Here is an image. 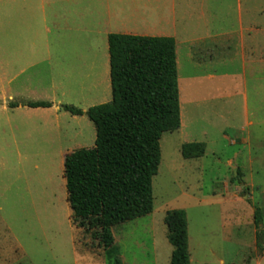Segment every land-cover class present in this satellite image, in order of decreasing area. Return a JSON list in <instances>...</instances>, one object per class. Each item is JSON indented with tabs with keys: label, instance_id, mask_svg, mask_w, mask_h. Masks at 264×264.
Masks as SVG:
<instances>
[{
	"label": "rangeland",
	"instance_id": "374dc122",
	"mask_svg": "<svg viewBox=\"0 0 264 264\" xmlns=\"http://www.w3.org/2000/svg\"><path fill=\"white\" fill-rule=\"evenodd\" d=\"M235 2L229 25L236 36L243 32L246 46L264 44V0ZM213 9L221 15L226 8ZM79 13L68 0H0V264H109L90 234L73 224L63 174V155L92 148L95 128L86 115L61 107L87 110L111 100L104 32L116 33V25ZM235 46H228L236 56L229 68H238ZM246 94L252 125L241 130L234 119L226 130L246 143L219 140L214 155L184 159L181 145L198 139L201 124L162 134L152 213L111 229L122 264H170L166 222L174 210L185 216L189 264H264V75L248 77ZM29 102L51 107L32 110ZM62 128L75 139L61 143Z\"/></svg>",
	"mask_w": 264,
	"mask_h": 264
},
{
	"label": "trees",
	"instance_id": "16d2710c",
	"mask_svg": "<svg viewBox=\"0 0 264 264\" xmlns=\"http://www.w3.org/2000/svg\"><path fill=\"white\" fill-rule=\"evenodd\" d=\"M107 45L111 100L86 111L62 106L71 115H86L95 128L94 146L69 153L63 174L73 224L90 234L109 264H122L111 229L152 213L159 141L164 132L180 127L179 89L173 38L111 33ZM26 106L49 108L51 103ZM204 152L205 145L199 142L180 148L184 159L202 157ZM166 223L174 245L170 264H189L184 213L171 211ZM253 223L257 228L262 225L258 208Z\"/></svg>",
	"mask_w": 264,
	"mask_h": 264
},
{
	"label": "crops",
	"instance_id": "0c3cea01",
	"mask_svg": "<svg viewBox=\"0 0 264 264\" xmlns=\"http://www.w3.org/2000/svg\"><path fill=\"white\" fill-rule=\"evenodd\" d=\"M235 1L84 0L83 4H80L78 0H68V5L73 7L76 13L80 11L100 16L103 23L114 22L116 34L171 37L175 40L180 129L186 130L193 121L201 124L203 130L198 134V139H186L185 143H203L205 156L214 155L212 145L219 140L228 142L229 146L240 141L247 142L246 139L240 140L238 137L233 139L226 130L234 128V119L242 121L239 127L241 130L252 125L247 105V79L249 77L253 81L260 80L264 75V44L251 40L246 46L243 32L237 37L233 26L229 25L230 17L234 20L230 13L233 12ZM237 4L240 6L239 0ZM220 5L226 8L222 16L213 9ZM77 6L80 9H77ZM230 7L231 11H228ZM214 21H221L222 27L215 26ZM247 29L250 30L251 27ZM104 34L107 40L111 33L105 31ZM261 35L259 34L260 39ZM229 44H236L240 49L238 68H229V64L236 61V56L230 57ZM246 48L248 53L245 52ZM180 60L185 66L182 71L179 67ZM59 108L55 107L56 113ZM216 119L220 121L216 123ZM71 133L69 129L62 128L58 135L60 142L64 144L74 140L75 136ZM68 154L63 155V160ZM228 164L232 165V161L228 160ZM244 185L242 183L241 188Z\"/></svg>",
	"mask_w": 264,
	"mask_h": 264
}]
</instances>
